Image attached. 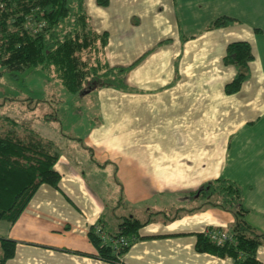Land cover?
<instances>
[{"label":"crops","instance_id":"1","mask_svg":"<svg viewBox=\"0 0 264 264\" xmlns=\"http://www.w3.org/2000/svg\"><path fill=\"white\" fill-rule=\"evenodd\" d=\"M85 3L95 30L109 35L108 63L131 67L129 89L96 90L83 137L60 135L65 149L54 140L59 188L41 186L15 224L0 220V238L17 242L6 264H117L97 257L89 232L100 225L116 233L131 215L151 220L119 264H235L196 250L197 234L229 230L233 212L199 196L184 203L208 181L232 180L243 189L247 223L264 233V0ZM218 17L236 23L208 29ZM239 41L255 59L230 95L236 69L224 56ZM88 164L107 191L88 179ZM257 256L264 264V244Z\"/></svg>","mask_w":264,"mask_h":264},{"label":"trees","instance_id":"2","mask_svg":"<svg viewBox=\"0 0 264 264\" xmlns=\"http://www.w3.org/2000/svg\"><path fill=\"white\" fill-rule=\"evenodd\" d=\"M103 6L109 0H98ZM236 23L231 17H218L208 29ZM262 33L261 30H256ZM108 33L99 34L92 25L85 0H0V77L4 72L16 75L27 70L41 69L54 74L75 98L100 88L129 89L126 76L131 67H112L105 56ZM255 59L247 41L228 45L224 63L234 66V79L226 85L227 94L238 93L251 77L250 63ZM0 125V220L15 224L39 188L49 185L59 188L61 174L55 166L61 151L54 140L39 131L19 128L16 119L7 117ZM190 197L204 205L221 207L233 212L235 223L228 229L208 228L197 234L196 250L219 257H231L235 264H263L257 256L264 244V233H258L246 221L242 187L228 179L211 180L192 192ZM151 219L141 221L135 216L121 219L115 239L140 238L139 230ZM221 231L231 239L219 242L209 232ZM90 241L97 257L121 263L133 243L113 246L105 243L91 227ZM17 242L0 238V264H6L16 253Z\"/></svg>","mask_w":264,"mask_h":264},{"label":"rangeland","instance_id":"3","mask_svg":"<svg viewBox=\"0 0 264 264\" xmlns=\"http://www.w3.org/2000/svg\"><path fill=\"white\" fill-rule=\"evenodd\" d=\"M96 92V90H87L77 99L64 88L54 74L51 77L41 69L27 70L16 75L4 72L0 77V125L8 121L7 117L14 118L18 121L21 131L28 126L44 136L57 140L59 146L65 149L67 144L64 145L60 135L75 134L78 138L83 137L90 119L96 114V106L93 105L96 103L94 101L97 98ZM77 119L79 122H76ZM3 126L10 127L9 124ZM82 153V155L86 154ZM82 167L88 170V179L98 188V180L89 170L90 164ZM107 188L113 189V187ZM100 190L107 191V189ZM193 200L192 197H186L184 207H190ZM121 204L127 202L122 201ZM173 212L172 214H176L175 209ZM109 229L112 230L111 227Z\"/></svg>","mask_w":264,"mask_h":264},{"label":"built area","instance_id":"4","mask_svg":"<svg viewBox=\"0 0 264 264\" xmlns=\"http://www.w3.org/2000/svg\"><path fill=\"white\" fill-rule=\"evenodd\" d=\"M96 232L100 235V237L104 240L105 243H110L113 246H118V245H129L130 243H134L135 239H127L125 237H121L119 239H115L111 235L106 232L104 227L97 225L96 227ZM209 235L212 239L218 240L219 242L225 241L227 239H231V235H228L225 232L221 231H210Z\"/></svg>","mask_w":264,"mask_h":264}]
</instances>
